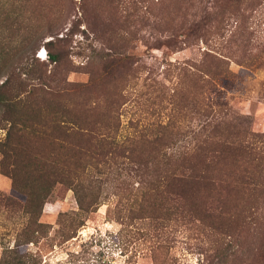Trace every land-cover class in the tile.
Masks as SVG:
<instances>
[{
	"label": "rangeland",
	"instance_id": "obj_1",
	"mask_svg": "<svg viewBox=\"0 0 264 264\" xmlns=\"http://www.w3.org/2000/svg\"><path fill=\"white\" fill-rule=\"evenodd\" d=\"M232 3L0 0V264H216L204 227L180 220L169 200H149L134 176L139 165L100 158L103 134L144 151L135 160L160 143L206 147L191 158H217L213 177L234 185H218L233 216L230 251L216 256L264 264V0ZM225 14L230 33L245 25L236 40L193 30L200 18ZM217 49L234 77L200 96L177 73L192 63L219 69L205 57ZM244 52L256 55L254 66L237 65ZM52 110L78 122L66 138L54 132L61 149L45 139ZM179 128L189 133L177 136ZM201 191L183 208L217 197L210 185Z\"/></svg>",
	"mask_w": 264,
	"mask_h": 264
},
{
	"label": "trees",
	"instance_id": "obj_2",
	"mask_svg": "<svg viewBox=\"0 0 264 264\" xmlns=\"http://www.w3.org/2000/svg\"><path fill=\"white\" fill-rule=\"evenodd\" d=\"M230 1L233 2L232 4L234 7H237L240 3V0ZM227 5H229V3L224 5L225 10L230 7ZM77 22L80 23L79 20ZM193 26L194 31L202 32L204 30L210 32L211 30H214V33L223 35L229 31V16H226V14L220 17L205 16L200 18L199 21L193 23ZM236 28L239 29L237 33H230L229 31L230 35L228 37L231 38V41L237 39L236 36H239L240 30H245V25L244 23H239V26ZM51 31L52 30H50L49 35H53ZM68 32V34H70L72 29H69ZM247 44V41L246 43L244 42V45ZM49 45H53L52 41H49L45 46L48 51H50L47 47ZM228 50L231 55H237V50L230 49V47ZM213 54H205V57L220 63L221 67L219 69L212 71L205 70L201 66V63H192L190 66L187 65L188 68L185 66L184 68H180L177 73V78H192V81L197 86V91L200 96H202V94L209 88L219 92L220 86L224 87L222 86L224 81L230 80V78L234 77L228 63L225 60L228 56L222 54V52L218 51V49L215 50ZM241 55L243 59L242 61H238V66H254V58L256 55H252L251 52H244ZM51 61L57 62L58 57L51 56ZM256 67L260 68L263 67V65L262 63H259ZM6 81L7 80L0 85V90L6 86ZM62 85L64 89L67 90L72 91L76 89L75 86L70 85L67 80H64ZM9 102H12V99H9ZM8 104L10 103L6 102L5 106ZM220 106L221 105H218L219 108ZM203 109L201 106L202 111ZM53 110L50 114L45 116V139L51 147L61 149L62 143L61 141H55L58 138L54 137V132H57L62 138H66L70 135V133L74 132L73 129L78 128V122L68 113L64 114L63 112H55ZM200 115L201 117L205 116V114L201 113ZM206 121L207 117L203 120V123ZM48 128H50V131H48ZM88 132L95 135L94 130H88ZM186 133L189 132L179 128L176 135L181 137ZM190 133L194 139L196 134L192 131ZM99 137L100 140L96 142V146H98V151L100 152V155H102L100 158H111L110 161H112V165L117 168L119 167L118 158H126L130 164L139 165L141 170L134 171V176L139 177L140 181L138 183L141 184L148 193L149 200L155 201L159 198H164L166 201L169 200V202L173 203L175 206L177 213L181 217L180 220L185 219L189 221V223L193 225V228L197 230L204 227L206 233L203 237L207 240V244L215 247L214 254L217 260L216 264H222L219 257L220 254L222 257H225L228 255L227 251H230L229 244L232 242V237H227L226 232L227 229L231 228V219L233 215L230 216V214H226L223 211L224 205L220 198V186L218 185L226 182V179L228 180L226 182L228 187L234 185H231V178L227 177L222 179L219 178V176L213 177V173L216 170L215 165L217 164L218 159L205 158L207 157V153L204 158H191L193 154L198 152L204 153L207 150L206 147L199 143L194 144L193 146H179L175 143H170L168 145L160 143L157 145L156 151L153 153L145 152L147 158H144L143 160H135V158H142L144 151L136 154L135 148L130 144L128 145L126 142L120 143L113 141V139L109 138L105 134L100 135ZM242 149L248 154L253 153V151L247 146H243ZM83 179L88 180L89 183L96 182V180L92 181V179L87 177H84ZM113 180H115V178H113ZM54 181L55 179L51 177L48 182V188L51 187ZM205 185H210L212 187V191L216 192V199H214L213 202L208 203L201 201L199 198L198 203L194 204L195 209L192 207H189L188 210L184 209L183 206L185 205L186 200L190 197L192 198L194 196H198L199 192L202 194L201 188ZM213 204H215V207ZM232 253L233 252H230V254ZM216 255L219 256L217 257ZM210 264H212V261H210Z\"/></svg>",
	"mask_w": 264,
	"mask_h": 264
}]
</instances>
